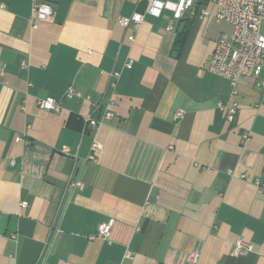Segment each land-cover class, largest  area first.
I'll use <instances>...</instances> for the list:
<instances>
[{
	"label": "crops",
	"instance_id": "obj_1",
	"mask_svg": "<svg viewBox=\"0 0 264 264\" xmlns=\"http://www.w3.org/2000/svg\"><path fill=\"white\" fill-rule=\"evenodd\" d=\"M41 2L53 14L33 30L32 0H0V264H264V62L235 86L206 70L231 31L212 4L169 31L144 0ZM47 97L58 112L37 108ZM93 105L112 114L94 133ZM237 240L253 251L233 256Z\"/></svg>",
	"mask_w": 264,
	"mask_h": 264
},
{
	"label": "built area",
	"instance_id": "obj_2",
	"mask_svg": "<svg viewBox=\"0 0 264 264\" xmlns=\"http://www.w3.org/2000/svg\"><path fill=\"white\" fill-rule=\"evenodd\" d=\"M142 1V0H139ZM146 1L145 14L154 18H159L163 11L172 13V17L166 27L167 30H172L176 22L181 20L185 11L191 10L197 3L205 5H214L213 20L217 23H225L231 27L229 33L222 34L215 43L213 52L206 65V70L216 76L227 80L231 86H235L242 77L258 76L260 67L264 62V0H177L160 1V0H144ZM30 27L37 29L38 23L44 22L52 16L53 11L51 7L41 2V0H32L31 7ZM201 17H208L207 9L200 11ZM143 16L139 13H134L129 18H120L118 23L126 31L130 26L137 28L142 22ZM128 40L132 41L133 37L128 36ZM132 63L127 62L125 67L131 68ZM0 69V77H1ZM119 78L118 72H111L109 74V86L113 88ZM258 86L264 87V79H262ZM68 98L76 97L79 95L74 93L72 89L67 91ZM36 106L40 110L58 112L60 110L59 103L53 98L47 97L36 101ZM99 106L93 105L90 113L82 117L85 130L95 132L100 126L102 120H109L112 117L110 112H104L99 119L93 117V113L98 111ZM219 109L225 111V119L227 122H233L236 114L237 107L235 105H222L219 104ZM183 112L178 111L174 114L175 121L183 117ZM17 142L22 141L20 136L16 137ZM243 140H247V136H243ZM100 145L96 140L92 143V151L97 152ZM63 153L68 152L63 148ZM90 160L94 156L89 157ZM243 180H248L246 175L240 176ZM69 188L83 189V184L74 181L68 183ZM255 187L259 194L264 199V183L256 180ZM26 204H21L25 207ZM111 232L109 224H99L96 229L95 236L103 240H108ZM15 240V236L10 237ZM253 251V246L241 240H237L234 244L232 255L239 256L243 253H250ZM126 259H130V254H126ZM198 258L196 252L188 256L191 263H195Z\"/></svg>",
	"mask_w": 264,
	"mask_h": 264
}]
</instances>
